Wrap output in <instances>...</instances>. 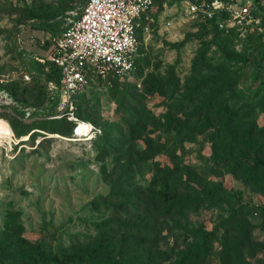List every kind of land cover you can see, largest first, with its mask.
I'll list each match as a JSON object with an SVG mask.
<instances>
[{
  "label": "rangeland",
  "instance_id": "1",
  "mask_svg": "<svg viewBox=\"0 0 264 264\" xmlns=\"http://www.w3.org/2000/svg\"><path fill=\"white\" fill-rule=\"evenodd\" d=\"M84 1L0 0V118L23 136L41 129L19 143L15 134L0 138L2 264H24L32 248L39 257L29 264H89L82 254L92 248L148 251L150 264H178L199 247L197 230L214 237L187 264H264V192L245 181L243 168L217 162L226 154L211 141L212 128L188 138L218 125L214 112L228 103L235 133L256 122L255 140L264 141V0H227L250 5L257 19L238 32L187 13L203 0H156L136 73L95 82L75 99V116L94 134L71 139L50 133L71 125L38 59ZM31 11L57 22L54 32L39 28ZM207 103L216 106L205 113ZM21 106L39 114L26 119ZM218 183L241 200L226 192L208 198Z\"/></svg>",
  "mask_w": 264,
  "mask_h": 264
},
{
  "label": "built area",
  "instance_id": "2",
  "mask_svg": "<svg viewBox=\"0 0 264 264\" xmlns=\"http://www.w3.org/2000/svg\"><path fill=\"white\" fill-rule=\"evenodd\" d=\"M153 7L154 0H85L67 13L51 48L38 61L50 62L58 69L59 82L49 81L48 88L56 91L59 112L68 120L78 121L74 97L91 82L120 81L131 72L140 46L139 34L150 31ZM187 13L193 18L216 17L221 29L244 28L257 22L250 5L221 0L189 3ZM24 76L30 79L29 74ZM20 109L29 120L39 114L32 106Z\"/></svg>",
  "mask_w": 264,
  "mask_h": 264
},
{
  "label": "trees",
  "instance_id": "3",
  "mask_svg": "<svg viewBox=\"0 0 264 264\" xmlns=\"http://www.w3.org/2000/svg\"><path fill=\"white\" fill-rule=\"evenodd\" d=\"M155 1L156 0H154V4ZM221 1L227 2V0H221ZM258 1L260 0H257V2ZM29 16L31 18L41 19L43 23L39 24V28L48 29L50 32H54L55 30L54 26L58 24L57 22L55 23L49 22L46 19V16H44L39 11H34V12L31 11L29 12ZM151 16L153 17L154 15L151 14ZM202 20L207 25L211 26L216 30H220L221 32L224 31L238 32L243 29L241 27H236V26L229 27L226 29H221L218 27L216 17L214 19L204 18ZM62 27L59 28L58 30L60 31ZM144 36L145 34L140 32L139 34L140 46L137 54L134 56V63H133L134 68L131 70V72H129V75L127 74L124 78L134 75L139 67L140 62L142 61L140 57L141 56L140 52H141L142 39ZM45 64H46L44 68L45 72L42 73L44 77L47 78L49 81L58 83L60 78L58 69L50 62H47ZM114 80L119 81L117 79ZM98 81H100V83L104 82L102 80H98ZM95 82H91L85 91L77 94L74 97V101L77 97H81V96L85 97L89 93L92 85ZM214 106L216 105L213 103L211 104L207 103L203 107V110L205 113H208ZM231 106L232 105L228 103H224L220 111L221 114H219V111L214 112L215 117L222 118V121H220L218 125L211 126L209 124H206L204 126H200V128L194 134L193 133L190 134L188 138L189 140L194 141L196 134L206 132L207 130L212 128L213 130L210 133L212 138L211 141L217 144L218 149H222L224 155L226 154L225 158H219L217 159V162L225 163L227 161L228 164H230L235 170H240L241 168H243L245 172L244 173L245 181L250 184L259 186V188L264 192V141H262L261 143H257V141L255 140V137L257 135L255 131L258 128L256 122H244L243 125L248 124V127L243 130V133L240 135V137L235 133L234 130L235 120L233 118L234 114L231 110ZM63 118L66 120V122H68L71 125L70 129L63 130L53 127L50 133L54 135H61L64 137L72 138L73 131L76 127V122L68 120L67 117H65V115L63 116ZM0 119H4V118H0ZM80 120L84 121L83 119ZM54 121H59V120H54ZM10 126L14 134L16 135V138L19 140L17 143L28 140L29 138H31L33 134H35L36 132H40L38 131L40 128L33 127L26 133L27 134L26 136H23L19 131L15 129L13 125L10 124ZM238 138L245 139V141H239ZM226 158H228V160ZM221 192L229 193L238 201L241 200L238 191H236L235 189H226L225 187L222 186L221 183H218L216 186H213L208 192L205 193V195L208 198H212L220 194ZM258 207L264 212V205H258ZM195 233L196 234L194 235V237L199 238L198 241L199 247L195 248L193 251H191L188 254H184V256L180 258L178 264H187L192 260L197 261L199 256L203 257L205 254V246L207 241L211 240L214 237L213 231L204 232L202 230H197ZM97 249L99 248H92L90 250L87 249L83 252L82 256L89 264H150L152 260L150 258V252L148 251L139 252L138 255L136 254L134 256L131 255L128 256V253L126 251L123 254H118V255H103L101 253H98ZM201 250H204V252L201 253L200 252ZM75 254L76 253H71L69 256L72 257ZM38 257H39L38 250L36 248H32L26 253L21 255V260L24 262V264L37 263L36 259ZM3 259H4V255L1 252L0 264L3 263L4 261Z\"/></svg>",
  "mask_w": 264,
  "mask_h": 264
},
{
  "label": "bare ground",
  "instance_id": "4",
  "mask_svg": "<svg viewBox=\"0 0 264 264\" xmlns=\"http://www.w3.org/2000/svg\"><path fill=\"white\" fill-rule=\"evenodd\" d=\"M91 133L94 134V126L89 122L78 119V121L76 122V127L74 129L73 137L71 139L79 138V136L90 138L92 137ZM13 136L14 132L8 121L0 119V138L13 140ZM15 139L16 141H19L17 138Z\"/></svg>",
  "mask_w": 264,
  "mask_h": 264
}]
</instances>
